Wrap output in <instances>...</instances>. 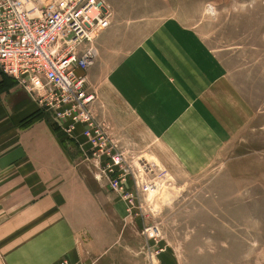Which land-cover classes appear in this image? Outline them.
Listing matches in <instances>:
<instances>
[{
    "label": "rangeland",
    "instance_id": "1",
    "mask_svg": "<svg viewBox=\"0 0 264 264\" xmlns=\"http://www.w3.org/2000/svg\"><path fill=\"white\" fill-rule=\"evenodd\" d=\"M112 1L116 8L107 28L112 32L97 39L96 60L87 71L88 91L127 163L154 182L152 191L137 200L119 198L129 220L123 227L113 222L112 238L147 242L151 247L142 250L146 254L140 255L139 264H264V0ZM166 16L177 23H162ZM164 28L170 41L154 42L167 51L175 46L194 54L210 51L223 62L228 84L241 95L240 126L232 133L205 137L201 151L206 157L194 158L189 168L175 160L171 168L159 163L153 152L158 144L108 85L110 71L139 51L146 35ZM71 142L85 159L81 146ZM122 228V236H116ZM23 234L0 232V264L16 255L10 246ZM78 234L82 240L96 238V231Z\"/></svg>",
    "mask_w": 264,
    "mask_h": 264
},
{
    "label": "crops",
    "instance_id": "2",
    "mask_svg": "<svg viewBox=\"0 0 264 264\" xmlns=\"http://www.w3.org/2000/svg\"><path fill=\"white\" fill-rule=\"evenodd\" d=\"M103 1L111 11L116 8L112 0ZM162 23L177 20L166 16ZM109 29L99 37L108 38ZM165 30L146 35L145 45L110 71L108 85L158 144L153 152L159 163L171 168L175 160L189 168L194 158L206 157L201 151L205 137L232 133L240 126L241 95L228 84L225 65L210 51L194 54L176 51V46L167 51L154 42L170 41ZM94 103L97 120L108 127ZM38 111L36 100L0 71V232L24 233L11 244L16 255L11 254L8 264H58L63 258L69 264H139L140 255L146 254L142 250L151 246L112 238L113 222L127 224L129 214L86 156L81 126L67 134ZM33 116L37 118L28 122ZM72 139L82 145L85 159ZM93 231L96 238H79L78 233ZM118 231L116 236H122L123 228Z\"/></svg>",
    "mask_w": 264,
    "mask_h": 264
},
{
    "label": "built area",
    "instance_id": "3",
    "mask_svg": "<svg viewBox=\"0 0 264 264\" xmlns=\"http://www.w3.org/2000/svg\"><path fill=\"white\" fill-rule=\"evenodd\" d=\"M111 15L103 0H0V71L22 86L66 133L80 125L90 143L85 154L94 167H102L109 190L138 199L154 183L143 180L140 171H130L123 152L92 113L95 96L88 91L87 71ZM128 173L134 194L123 186Z\"/></svg>",
    "mask_w": 264,
    "mask_h": 264
},
{
    "label": "bare ground",
    "instance_id": "4",
    "mask_svg": "<svg viewBox=\"0 0 264 264\" xmlns=\"http://www.w3.org/2000/svg\"><path fill=\"white\" fill-rule=\"evenodd\" d=\"M28 7L29 8H32V5H28ZM89 88V87H88ZM95 101V100H94ZM93 104V103H92ZM92 104H91V106H92ZM91 111H92V108H91ZM92 113H93V111H92ZM94 114V113H93ZM94 116H95V114H94ZM95 118H96V116H95ZM96 120H97V118H96ZM98 121V120H97ZM99 122V121H98ZM53 123L58 127V128H60L61 130H63L65 133H66V131L55 121V120H53ZM100 123V122H99ZM101 124V123H100ZM101 126L104 128V126L101 124ZM104 130H105V128H104ZM106 131V130H105ZM107 133V132H106ZM67 134H69V133H67ZM107 135H108V133H107ZM84 136V135H83ZM109 136V135H108ZM85 137V140H86V143L88 144V148H87V150L89 149V147H90V143H89V141H88V139H87V137L86 136H84ZM109 138L111 139V137L109 136ZM112 140V139H111ZM113 141V140H112ZM80 146H82V145H80ZM122 151V150H121ZM123 156H124V154H123ZM124 158H125V156H124ZM125 160H126V158H125ZM126 163H127V161H126ZM127 165L129 166V168H130V171H133L134 173H136V172H139L140 171V173H141V169L140 168H137V169H135V171H134V169L131 167V165L130 164H128L127 163ZM136 168V167H135ZM95 169H97L98 171H99V173H100V176H99V178H101V179H104V176H103V174H102V167H99V166H96L95 167ZM142 170H144V168H142ZM128 177H129V179H130V181H131V188L130 189H128V187H127V182H128ZM141 177L143 178V176H142V174H141ZM143 180H145L144 178H143ZM153 182V181H152ZM154 183V182H153ZM123 186H124V189H125V191L126 192H128V193H132V194H134L135 193V184H134V181H133V178H132V174L131 173H128L127 175H126V181L123 183ZM154 186V184H152V187ZM151 187V188H152ZM151 188H150V186H149V188H148V190H147V192L149 191V190H151ZM152 191V190H151ZM124 201L125 200H128L127 198H125V197H123L122 195H119ZM132 199H135V200H137L136 198H135V196L134 197H132ZM128 210H130V208H128Z\"/></svg>",
    "mask_w": 264,
    "mask_h": 264
},
{
    "label": "trees",
    "instance_id": "5",
    "mask_svg": "<svg viewBox=\"0 0 264 264\" xmlns=\"http://www.w3.org/2000/svg\"><path fill=\"white\" fill-rule=\"evenodd\" d=\"M38 116L40 117H42V116H44L45 114H44V112H42V111H38ZM37 117L36 116H33V117H31L30 119H29V121L28 122H32V121H34L35 119H36ZM56 128V127H55ZM57 129V128H56ZM58 130V129H57Z\"/></svg>",
    "mask_w": 264,
    "mask_h": 264
}]
</instances>
